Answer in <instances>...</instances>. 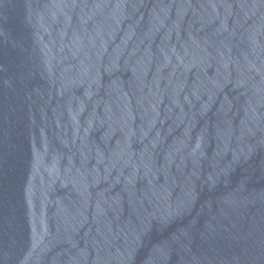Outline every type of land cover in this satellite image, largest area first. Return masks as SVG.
Segmentation results:
<instances>
[{
    "label": "water",
    "instance_id": "1",
    "mask_svg": "<svg viewBox=\"0 0 264 264\" xmlns=\"http://www.w3.org/2000/svg\"><path fill=\"white\" fill-rule=\"evenodd\" d=\"M0 264H264V0H0Z\"/></svg>",
    "mask_w": 264,
    "mask_h": 264
}]
</instances>
